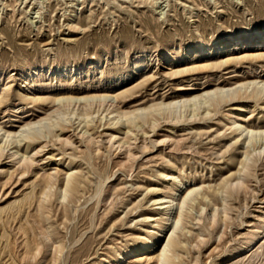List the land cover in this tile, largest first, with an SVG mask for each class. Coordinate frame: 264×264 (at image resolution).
I'll use <instances>...</instances> for the list:
<instances>
[{
  "label": "rangeland",
  "instance_id": "rangeland-1",
  "mask_svg": "<svg viewBox=\"0 0 264 264\" xmlns=\"http://www.w3.org/2000/svg\"><path fill=\"white\" fill-rule=\"evenodd\" d=\"M253 28H264V0H0V93L6 87L11 90L8 101L0 106V126L15 128L23 120L41 116L43 111L55 108L54 97L68 93L79 96L123 93L138 86L144 77H147L143 79L146 84L140 82L139 89L119 101L125 109L223 83L230 89L236 78L264 79V61H244L219 69L170 76L175 70L210 63L221 56L223 51L202 54L190 50L197 40L216 39ZM172 47L175 48L173 55L162 59V54ZM244 50L249 49L229 48L226 52L236 54ZM62 66L75 69L74 77L60 81L42 71L21 79L27 68L53 71ZM140 66L134 75L132 70ZM23 95L48 101L30 103ZM241 100L222 103L218 115L210 112L204 116L207 113L204 110L212 111L213 107L202 104L201 115L190 121L184 117L172 123L158 116L155 132L148 127L135 131L128 137L130 148L125 145L121 151L107 140L111 131L103 126L104 121H98L99 115L94 118L95 128L82 125L83 131L71 119L65 122L64 130L53 128L51 134H43L45 140L23 142L20 139L19 153L25 151L28 156L32 155L28 175H22L24 165L18 162V157H9L15 149L0 151V239L5 233L8 236L7 240L5 237L0 240V264H54L52 251L58 245L64 250L55 264H104L108 258H113L108 264H116V252L131 242L134 233L149 228L136 217L147 207L135 208L148 198L145 187L165 189L159 176V172L168 173L162 164L164 160L178 168L175 180L168 187L172 188L187 176L201 194L195 197L197 202L190 211L191 218L200 217L201 221L191 220L192 226L181 223L186 228L183 230L190 231L186 234L190 240L197 233L202 235L192 242L190 254L181 255L183 264H217L220 254L241 246L264 222V142L255 146L262 145L256 162L250 161L249 170L239 175L237 164L244 158L243 151L252 152L253 144L243 145L240 141L231 146L234 140L227 128L234 112L243 125L250 123L264 128V100L259 103ZM84 130H87L85 135ZM196 132L202 133L200 137ZM220 134L224 137H219ZM25 144L32 148H25ZM128 149L135 157L132 163L126 161ZM95 150V168L75 160L81 174L88 179L85 188L67 200L60 199L61 202L57 192L40 209L41 204L36 200L39 187L34 190L31 185L36 182L34 173H40L38 177L54 173L59 159L63 163ZM231 176L235 181L240 177L242 184L234 187L228 196L223 193V183L233 179ZM97 182H102L103 193L96 200ZM32 193L36 197L34 203L27 199ZM211 197L219 199H213L215 203ZM223 199L226 218L221 222L219 215L217 224H212L206 214L212 211L213 205H220V214ZM199 202L206 208L204 214ZM184 211L188 213V207ZM29 241L33 247L39 244L40 254L35 256L36 252L26 250ZM50 243L53 250L50 249L48 256ZM133 257L131 264H136V255ZM145 262L140 263L153 264ZM219 264H264V239L239 258L230 257Z\"/></svg>",
  "mask_w": 264,
  "mask_h": 264
},
{
  "label": "bare ground",
  "instance_id": "bare-ground-1",
  "mask_svg": "<svg viewBox=\"0 0 264 264\" xmlns=\"http://www.w3.org/2000/svg\"><path fill=\"white\" fill-rule=\"evenodd\" d=\"M229 48H234V50L236 51H241L243 48L244 49L247 48L249 50H246V51L244 50L243 52L233 54V53L226 52V50ZM190 50L194 51L195 53H202V54L210 50H213L212 52H210V54L211 53L213 54L219 51H223V52L221 56L216 58L214 61H211L210 63H204L200 65L196 64L194 66L192 65V67H189V68L181 67L182 69L180 70H177V71L175 70L174 72H170V76H179V75L183 76L191 72L195 73V72L204 71V70L219 69L224 66L232 65L234 63L240 64L241 62H244V61L263 62L264 61V28H253L251 31L241 29L236 33H230L228 35L221 36L216 39H209V40L200 39V40H197L192 45V47H190ZM174 52H175V48L173 47L167 49L164 52V54H162V59H167L168 57L172 56ZM141 68L142 67L140 66L132 70L134 75L138 73ZM42 71H44L46 74L50 76L52 75V77H54V79L56 80L64 81V80H70L72 77H74V75L72 74L75 72V69L69 70L67 67L62 66V67L55 68L53 71H51L50 68L42 69V68H37V67H31V68H27L26 70L22 72L23 75L21 79L25 77H33L34 75H38ZM146 78L147 77L141 78L142 81L140 80V82L143 83V79H146ZM148 79H151V78H148ZM144 83L146 84V82ZM139 84L138 86L135 85L136 87L134 86L132 89H128L124 91L123 93H118V94L117 93L116 94L91 93L89 95L79 96V95H73L71 93H68L66 95L54 97L52 100V103L54 104L55 108L53 109L52 107V110L43 111V114H41V116L37 118H33V119L23 120L15 128L5 129V127L3 128V126L2 127L0 126V151L1 152L5 151L7 148L9 149L10 147L11 148L9 149L8 152L15 149V151H13L9 157L11 158L18 157V162L23 163L24 165L21 171L22 175H26V174L28 175L32 155L28 156V153H26L25 151L22 153H19L21 151H19L18 149H20L21 146L19 145L20 147L17 149L18 144H21L23 140H26L28 142L38 141L39 139L42 138L43 134H48V135L51 134L53 131V128H59L60 130H64L66 128L65 122L70 121L71 119H74V121L77 122L78 127L83 125L86 128L93 127V126H94L93 128H95L97 123L94 121V118H96L99 115L101 118L98 116L97 117L98 121L100 123L104 121L103 126H107L108 130L111 131V133L107 136L108 137L107 140L111 144H113L116 150L121 151V148L123 146L125 147V145L128 148H130V144H129L130 138L128 137L133 136L135 131H138V130L141 131V130H144L145 127H148L151 129V131L155 132L157 126H159L158 116L162 117L164 120L171 121L172 123H175V122L178 123L181 120H183L184 117L186 118L184 120L190 121L194 119L195 116L201 115L200 110H201L202 104L208 105L209 103L208 106L210 107L212 106L214 109V111L213 109L212 111L204 110V112H207L206 115L204 116H207L208 114H211L210 112H213V113L216 112L215 114L218 115L217 113H219L218 111H220L218 109H220V105L224 102L230 103L234 101H239L241 99H245V100L253 101L254 103H259V101L264 100V79H260V78H256L255 76H252V77H245V78H239V79L236 78L235 81L231 85L232 88L230 89L229 87L225 86L226 84L223 83V84L215 85V87L213 88L211 87L208 89H200L198 91L189 92L186 94H182L180 96L161 97L159 98V100L150 101L149 102L150 104L148 105L139 104L135 107L125 109L121 105V103H119V101L124 100V98L128 95H132L133 92L137 90V88L140 86ZM10 91H11L10 88H7V87L1 90L0 106L3 105L4 101L6 100L8 101V98L10 97L9 96ZM23 96H24L23 99L28 100V102L30 103L48 101L47 99H42L36 96H30V95H23ZM262 105L264 106V104ZM202 112H203V109H202ZM228 122H229L227 125L228 133L233 137V140H234L233 143H230L231 146H234V145L236 146V144L238 145L240 141L243 145L253 144V150H252L253 153L251 152L253 156L250 152L245 150V152L243 151L244 153L243 160L237 159L238 162L240 160L241 161L237 164L238 168L236 169V173H238L239 175H242L241 173L242 171L245 172V170H249L247 169L250 167L248 165L249 162L251 161L255 163L256 158H258L259 155H261L262 153V145H259L257 148L255 146L260 141L264 142V128L251 125L250 123L243 125L239 121V115L236 114L235 112L232 113V120L230 121L228 120ZM84 127L81 129V131H83ZM93 128L91 129L93 130ZM86 132L87 130H84L83 135H85ZM117 134H122L125 137L118 138L120 136ZM201 134H202L201 132L200 133L198 132L197 136L200 137ZM219 137H224V135L220 134ZM20 139H22V141ZM24 146H26L25 148L31 147L30 144H25ZM237 150L238 149L236 148L235 153ZM230 151L232 152V150ZM96 155H97V150H95L94 153L92 151H87L86 153H83L79 156L77 155V156L71 157L67 162L65 161L66 164L65 162L62 163V159H59L57 161L58 162V165H56L57 167L55 166L56 168H55L54 173L49 172L50 174L41 175L39 177L38 175L40 173L39 174L34 173V178L36 179V182H34L31 185L34 190L36 187H39V189L37 188L39 190V197L36 198L35 195L32 193L33 195L31 194V196H29L27 199L28 200L30 199L29 201H33L36 198V200L39 202L38 203L36 201V204L37 203L41 204L39 206L41 209L42 207H44V203L51 202L52 198L56 196L57 192H58L57 199L59 201L60 199L62 201L67 200V197H72L73 195L78 194L80 189L85 188V184L88 179L87 177L85 178V176L81 174L82 172L79 171L78 169L79 166L76 165L75 160L77 159L82 160L84 163L86 164L88 163L93 169L96 166L94 164ZM134 160H135V157L132 155V153L128 149V151L126 152V161H129L132 163L134 162ZM233 163H234V160H233ZM162 164H164L166 166V169L168 170V173H165V174L159 172V176L162 177L163 182L165 183V189H160V188H155V187H150V188L145 187V191H146L145 195H147L148 198H146L147 200L145 201L144 204H139L135 208V209L145 208V207L148 208V209L146 208L142 210L141 213L136 216L137 218H140L139 220L137 218L136 219L140 222V224L143 223L145 225L146 224L149 225V228L144 227L142 228V230L134 233L131 237L132 238L131 242L125 245L123 244L124 246L120 250L118 249L119 251H117L115 254L116 264H131V258L133 257V255H136L135 257L136 261L134 259L136 264H141L142 261L143 263L146 261L147 263H153V264H183V260L180 258L181 255L183 253L190 254V248H191L192 242L195 241L196 239L198 240L202 238V235L200 233H197L192 238V240H190V238L188 237L189 235H186L187 232H190V231L186 232V230H183L185 227L183 228L181 224L182 222L190 223L191 220L201 221L202 218L200 217L191 218L192 212L190 213V211H192L191 209L194 208L193 207L195 205L194 202H197L195 197L200 194L198 192L199 188L196 186H192L191 177H187V176H184L183 179L181 178L182 180L178 179L179 181L174 186H172V188L170 186L168 187L169 183L172 180H175L174 175L176 174L175 172L178 171V168L171 161L164 160ZM123 165L124 163L121 162L120 166H123ZM59 167L61 168L60 170H59ZM234 167H235V164H234ZM232 168H233V164H232ZM224 178H228V177H224ZM231 178H233V176H231ZM222 182L223 181L221 180L220 184H222ZM101 183L102 182L98 183V185L95 188L94 197H96V200L97 198L100 197L101 193H103L102 192L103 185ZM241 184L242 183H240V177L237 178L236 181L234 180V178L229 181H225L223 183V187H224L223 193H226L228 196H230V192L233 190V188L234 187L238 188V186H240ZM27 199L25 201H28ZM213 199L215 198H212V200ZM76 200L79 201L78 199H75V201ZM225 201L226 200L224 199L221 200L222 208H220L221 209L220 214H219L220 205L219 207H213L214 206L213 205L212 211L209 214H206L207 220L210 223L217 224L218 222L217 218L219 215H221L220 221L224 222V219L226 218V212H227L225 209L226 208ZM21 202H23V200ZM214 202L216 203V201ZM58 204L60 205L61 203L58 202ZM197 204L201 208V214H204L206 212V208L203 205H201L200 202ZM18 205L20 206V204ZM9 206L11 207V205ZM157 206L158 208H156ZM152 207H155V208H152ZM186 207H188V211H189L188 213L184 211ZM8 208L9 207H7V209ZM8 214H5V215H8ZM0 220H1V217H0ZM137 220L135 221L137 222ZM153 224H156V225L153 226ZM192 224L189 226H192ZM5 234L4 236L2 235L1 239L5 237ZM7 237L8 236L5 237L6 240H7ZM31 237H30V241L32 239ZM46 239L48 240L49 238L46 237ZM263 239H264V222L250 236V238L246 242L244 243L242 242L243 244L241 246L233 249L230 252L224 251L222 254H220L219 260H217V264L225 261L226 259L230 257L239 258L244 253L249 252L250 248H255ZM26 241H27V238H26ZM30 241L26 243V250L28 252L29 251L36 252L35 256H37L38 254H40V250H41L38 246L39 244L38 245L36 244V246L33 247L32 246L33 243L31 242H34V241H31V242ZM51 248H52V244L50 243V245H48L47 247L48 250L46 251V254H48V256H50L51 254V250H50ZM63 250L64 248L61 245H58L56 249L52 251V253H54L53 256L55 255L54 258L52 259L54 264L60 258L59 256L60 254H62ZM27 251H24V252L27 253ZM111 259L113 258L106 259L104 264H108L109 261H111Z\"/></svg>",
  "mask_w": 264,
  "mask_h": 264
}]
</instances>
